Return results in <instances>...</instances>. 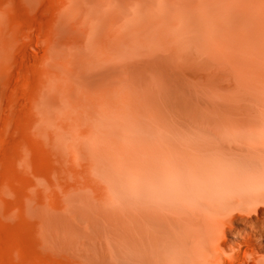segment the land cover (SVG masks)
Instances as JSON below:
<instances>
[{
  "label": "bare ground",
  "instance_id": "bare-ground-1",
  "mask_svg": "<svg viewBox=\"0 0 264 264\" xmlns=\"http://www.w3.org/2000/svg\"><path fill=\"white\" fill-rule=\"evenodd\" d=\"M78 5L79 42L27 55L82 263L264 264V0Z\"/></svg>",
  "mask_w": 264,
  "mask_h": 264
},
{
  "label": "rangeland",
  "instance_id": "rangeland-1",
  "mask_svg": "<svg viewBox=\"0 0 264 264\" xmlns=\"http://www.w3.org/2000/svg\"><path fill=\"white\" fill-rule=\"evenodd\" d=\"M78 2L79 0H0V33L4 39V47L0 50V70L3 69L0 71V264H83L80 256L82 237L79 230H72L80 227L76 224L79 215L75 214L78 209L75 210L71 205L70 198L74 196H69L66 189L52 186L51 180H54L53 174L57 167L55 157L52 153L49 154L51 149L41 135L40 126L34 125L40 97L38 94L43 87V77L40 80L41 63L38 62L40 52L37 51L39 48L46 49V46H40L43 42L46 43V37L56 43L50 42V47L61 44L64 37L66 41L72 36L73 41L72 37L69 38L71 44L75 40L80 41L81 32L86 28V13ZM69 29H80L78 36L73 32L71 34L74 30ZM27 36L31 41L30 45L34 41L40 44L35 42L37 45L31 46L35 49H31L29 43H26ZM28 50L31 52L28 53ZM32 50L35 57L38 55V59L27 55L32 54ZM48 51L49 49L46 52ZM21 58L22 61L28 60L22 63ZM53 188L55 194L51 195ZM40 192L39 197L37 193ZM55 196L56 199H53ZM70 206L74 212L70 210ZM53 215L55 218L58 216L56 220L61 223L64 222V219L61 221L64 217V224L69 222L70 226L72 223V228L67 224H59ZM61 225L65 227L62 228ZM69 228L72 232L79 233V236L77 233L68 234ZM71 235L77 237V241L71 240Z\"/></svg>",
  "mask_w": 264,
  "mask_h": 264
}]
</instances>
